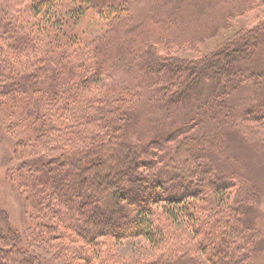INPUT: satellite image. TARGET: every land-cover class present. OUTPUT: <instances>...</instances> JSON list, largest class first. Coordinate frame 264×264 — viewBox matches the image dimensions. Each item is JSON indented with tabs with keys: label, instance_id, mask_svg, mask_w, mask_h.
Listing matches in <instances>:
<instances>
[{
	"label": "trees",
	"instance_id": "1",
	"mask_svg": "<svg viewBox=\"0 0 264 264\" xmlns=\"http://www.w3.org/2000/svg\"><path fill=\"white\" fill-rule=\"evenodd\" d=\"M65 1L19 6L17 14L38 19L40 38L11 27L0 36L11 51H0V85L4 78L18 115L33 120L14 146L17 166L8 180L28 209L44 216L39 234L27 239L0 227V264H42L33 252L43 246L58 250L60 264H90L88 248L108 253L101 240L116 246L128 239H143L155 253L125 264H247L260 239L250 217L261 175L249 165L254 158L240 154L237 137L258 136L250 123L264 126V69L257 75L253 58L264 60V25L185 59L160 53L181 40L169 29L166 6L173 12L191 0H146L157 4L155 15L95 45L70 37L72 27L87 10L121 16L124 0H80L84 6L70 9L68 21L60 11ZM261 5L242 0L238 17ZM36 46L43 48L36 65L4 74L5 67L14 71L12 54L33 56ZM142 105L166 120L146 136L131 127ZM156 210L176 227L161 226Z\"/></svg>",
	"mask_w": 264,
	"mask_h": 264
},
{
	"label": "rangeland",
	"instance_id": "2",
	"mask_svg": "<svg viewBox=\"0 0 264 264\" xmlns=\"http://www.w3.org/2000/svg\"><path fill=\"white\" fill-rule=\"evenodd\" d=\"M241 1L191 0L185 2L173 12L169 9V6H166L170 16V18H166L169 29H172L174 36L181 40L175 46L170 44L168 50L163 51L162 49L160 54L164 56L167 54L179 55L185 59L200 58L219 50L226 43L240 37L241 33L263 26L264 0H262L261 7L256 11L246 16L238 17ZM27 3H29V0H0V36L2 38H7L4 30L8 27L16 28L14 31L20 36H29L32 39L35 37L40 38L36 28L38 19H33L25 12L16 13L20 9V5ZM79 5H83L80 0H76L75 2L65 1L64 7L60 9L62 19L65 21L70 20L68 11L70 9L73 10ZM122 6L123 10L121 11L123 13L121 16L118 13L108 19L106 17L109 15L97 14L94 10H87L79 22L80 26L72 27V32L76 35L71 34L69 36L74 40L76 38L79 39V42H82V44L95 45L97 41L105 42L107 39H110L116 32V29L122 28V32L129 27L143 22L147 14L148 16L151 14L155 15L158 12V6L153 1L128 0L127 3V0H124ZM5 8H7L6 11ZM1 12H3L6 19L1 17ZM18 18L22 19L19 24L17 23ZM40 21L42 22V26L47 28L51 26L46 24V20L41 19ZM49 35L54 34L52 32L43 34L46 39ZM40 36H42V33ZM185 42H190V46H183ZM7 45L9 46V43L5 41L0 42V51L11 53ZM34 51L36 53L33 56L31 53H28L27 56H14L12 54L9 61L14 71L8 70L5 67L4 74L11 75L17 71H22L36 65L42 55L43 48L36 46ZM253 58L257 61L254 71L258 75L261 72L260 69L262 71L264 69V60L258 58L256 54ZM121 77L127 78L125 74L121 75ZM2 80L4 84L0 85V227L5 229L10 228V230L18 232L23 239H27L32 237L34 233L39 234L38 228L42 225L41 219L44 216L42 213H33L28 209L29 207H27L25 200L17 194L16 188L8 180V175L17 166L16 161H14V146L25 140L26 136L29 135L26 129L31 127L33 120L27 113H23L21 116L18 115L21 107L17 105L12 96L6 95L5 87L7 86V81L4 78ZM255 90L257 91L258 89ZM18 98H24V95H18ZM164 122L166 120L161 112H154L152 109L147 108L146 105H142L135 112L133 126L131 127L133 132L137 133L139 131V135L146 136L149 134L150 129L154 126V128L160 127ZM253 126L257 127L259 131L257 137H249L245 132H243L245 139L251 141L245 142L237 137V140L242 143L245 149L243 151L244 154H240L245 155L247 158H254V161L258 164L254 162L249 165L254 168L253 172L255 174L261 175V177L258 175L254 177L258 189V204L250 217V226L259 233L260 239L258 241V249L255 253H251L252 256H250L246 263L264 264V175L261 173H264V126L250 123V128ZM155 215L161 226L176 227L161 210H156ZM29 230H31V233L26 234ZM101 242L105 243L103 246L107 244L108 253L102 252L104 248H88L92 249L90 250L92 254L90 264H125L129 259L141 261L155 253L154 248L143 239L123 240L118 245L116 244V246L113 240H101ZM33 253L42 264H60L57 260L58 250L56 248L43 246L42 250L37 249ZM104 256L107 259L113 258V261L107 263L106 260H103ZM193 260L188 259L178 264H196ZM196 260L202 264H207L200 258ZM151 261L148 259L146 262L149 263Z\"/></svg>",
	"mask_w": 264,
	"mask_h": 264
}]
</instances>
